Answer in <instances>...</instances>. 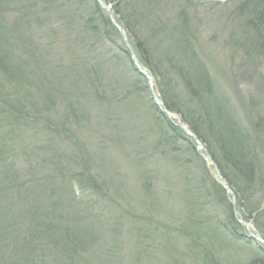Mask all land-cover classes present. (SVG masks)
<instances>
[{
  "label": "trees",
  "instance_id": "1",
  "mask_svg": "<svg viewBox=\"0 0 264 264\" xmlns=\"http://www.w3.org/2000/svg\"><path fill=\"white\" fill-rule=\"evenodd\" d=\"M102 1L111 5L116 22L126 30L131 50L140 67L155 80L167 110L180 114L203 145L233 192L237 208L243 207L249 215L258 214L260 209L254 200L264 184V162L258 153L261 147L264 156V141L258 148L259 139H264V84L259 83L256 88L262 98L251 90L241 97L234 88V111L216 95L207 67L197 57L192 40V44L188 40V17L181 18L180 26L172 28L166 22L154 21L160 18V12L163 14L161 3L168 0L134 3L133 21L121 12L123 2L130 0ZM257 3L250 12H242L250 15L248 25H254L244 33L246 38L264 23V0ZM148 22L151 34L140 37L139 28ZM170 35L175 42L161 52L149 43L152 38L160 40ZM261 47L254 43L247 51L260 49L264 55ZM154 50L159 55L156 59ZM119 61L133 69L132 86L144 85L123 45L122 34L95 0H0V264H67L90 243L88 231L94 230V225L84 213L87 208L76 201L72 180H66L53 153L47 157L40 153L46 148L25 151L30 138L16 128L20 122L36 119L32 115L41 118L39 107L51 111L61 105L69 118L79 122L85 119L81 102L90 96L100 105H119L125 99H120L118 92L129 89L128 84L122 76H103L117 68ZM174 82L180 83L187 95L185 111L178 107L182 102L174 96ZM172 97L179 102L175 106ZM240 114L243 123L238 120ZM29 127L34 126L30 123ZM166 127L173 143L183 136L177 126ZM189 152L199 160L193 148ZM50 158L55 164H48ZM210 172L202 162L200 173L193 172L192 179H187L195 185L185 197L187 209L196 215L203 211L202 201L207 206H219L226 217L221 218L216 209L218 223H232L234 229H240L233 220L230 196ZM96 189L99 190L97 185ZM133 218L141 219L143 229H152L153 221L138 215ZM200 218L191 216L188 220L192 230H203ZM242 219L248 220L245 216ZM192 221H198L197 228ZM234 236L243 237L239 232ZM188 237L194 241L193 236ZM208 246L199 247L205 250ZM94 255L89 254L87 260H93ZM79 259V263H86L84 258Z\"/></svg>",
  "mask_w": 264,
  "mask_h": 264
},
{
  "label": "rangeland",
  "instance_id": "2",
  "mask_svg": "<svg viewBox=\"0 0 264 264\" xmlns=\"http://www.w3.org/2000/svg\"><path fill=\"white\" fill-rule=\"evenodd\" d=\"M149 1L123 2L122 15L127 19L130 16L133 21L134 3L145 5ZM257 2L168 0L161 3L163 14L160 12V18L154 19L166 22L172 28L180 26L181 18L188 17L191 32L188 40L191 44L193 42L197 57L207 67L216 95L234 111H237L232 96L234 88L241 97L249 90L258 98L263 96L256 91L259 83L264 84L263 50H247L254 47V43L257 47H264V23L257 32L247 33L246 38L244 33L249 32L254 25H248L250 15L242 13L250 12ZM108 6L110 9L111 5ZM110 10L116 22L114 11ZM150 22L143 24L144 28H139L140 37L146 38L148 32L151 34ZM159 27L160 24L158 30ZM52 30L55 28L52 27ZM124 33L126 43L131 48L126 30ZM152 39L149 43L159 48L158 52L175 42L171 35L160 40ZM122 42L127 49L123 38ZM234 49L237 51L232 52ZM158 52L153 51L155 59L159 56ZM119 62L111 73L103 75L104 78L122 76L125 84H128L129 89L118 92V97L125 99L119 105H100L90 96L87 101L81 102L85 119L79 122L73 117L69 118L67 109L61 105L51 111L39 107L41 118L32 115L36 119L20 122L16 128L30 138L27 139L25 151L36 147L46 148L40 151L43 156L53 153L57 157L66 180H72L71 189L76 201L87 208L84 213H88L87 220L94 225V230L88 231L90 243L85 246V250L77 251V256L72 257L73 264H83L79 263L82 262L79 257L84 258V264H264L262 244L248 238L244 227L234 229L232 223H218L214 212L216 209L221 218L226 217L221 207L207 206L202 201L203 211L200 214L189 212L185 201L187 192L195 185H190L187 179H192L193 172L200 173L202 162H205L211 176L220 184L218 176L213 166L204 159L203 150L197 148L196 143L182 132L177 122L158 112L150 98L146 81L141 78L143 87L132 86L135 75L133 69L126 62ZM173 87L174 96L182 103L175 102L176 99L172 97V104L175 106L179 103L178 107L181 106V110L185 111L183 108L188 107L187 95L180 83L174 82ZM151 90L157 99L162 100L153 78ZM172 114L180 117L185 125L180 114ZM238 120L243 123L241 114ZM30 123L34 127H29ZM169 124L177 126L183 134L176 143L168 138L170 130L166 125ZM185 128L189 130L187 125ZM260 141L264 139H259L258 148ZM189 148L197 152L199 160L189 152ZM258 153L260 161L264 162L261 147ZM51 159L48 164H55ZM259 188L262 192L255 198L254 205L259 207L260 213L249 215L243 207L234 206L232 216L234 221L245 216L250 232L259 235L264 242V184ZM133 215L153 221L152 229H143L141 219H135ZM191 216L201 217L203 230L199 232L191 229L193 225L188 222ZM191 223H197L194 225L197 228L198 221ZM236 232L243 237L236 238ZM188 235L193 236L195 242ZM208 236L215 238L209 240ZM200 245L210 246L203 250ZM92 253H95L93 260H87V256ZM69 260L67 264L72 263L71 258Z\"/></svg>",
  "mask_w": 264,
  "mask_h": 264
},
{
  "label": "water",
  "instance_id": "3",
  "mask_svg": "<svg viewBox=\"0 0 264 264\" xmlns=\"http://www.w3.org/2000/svg\"><path fill=\"white\" fill-rule=\"evenodd\" d=\"M95 2L100 5L102 8H104L106 14L108 15L112 25L117 28L122 34L124 33V30L122 28V25L121 24H117L112 15H111V11L109 9L108 6H106L105 4H103L100 0H95ZM125 34V33H124ZM122 35L123 36V40L125 42V45L127 46V49L129 50L130 52V56H131V61L133 63V65L135 66L136 70H137V73L146 81V84L149 88V94H150V98L153 102V105L157 108L158 112L169 118V119H172L174 120L175 122H177V124L179 125V127L181 128L182 132H184L185 135H187L188 137H190L197 145V148L199 149H202L203 150V153H204V159L211 164V166H213L214 168V171L216 173V175L218 176V179H219V183L221 185V187L225 190V192L229 195H231V206L234 208L235 206V203H234V196L232 195L231 193V190L229 189L227 183L225 182V180L223 179V177L221 176V174L218 172V169L216 167V165L213 163V161L211 160L210 156L207 154L206 150L204 149L203 146H201V144L199 143V141L196 139L195 135L189 131L187 128H185V125L181 122L180 120V117H177L175 115H173L172 113H170L167 108L164 106L162 100L160 99H157L153 93V91L151 90V77L149 76V74L144 71L143 69L140 68L139 66V63L135 57V55L133 54V52L131 51V49L129 48V46L127 45L126 43V37L125 35ZM236 222L238 224H240L241 226H243L247 232H248V238L252 239L253 241L257 242V243H261L262 246H263V251H264V242L261 240V238L258 236V235H255L253 233L250 232L249 230V226L246 222H244L243 220H241L240 218H236L235 219Z\"/></svg>",
  "mask_w": 264,
  "mask_h": 264
},
{
  "label": "bare ground",
  "instance_id": "4",
  "mask_svg": "<svg viewBox=\"0 0 264 264\" xmlns=\"http://www.w3.org/2000/svg\"><path fill=\"white\" fill-rule=\"evenodd\" d=\"M165 106V105H164ZM230 189V188H229ZM224 190V189H223ZM231 190V189H230ZM225 191V190H224ZM226 193V192H225ZM232 195L234 196L233 192L231 191ZM227 194V193H226ZM228 196H230V203H231V195L227 194ZM234 203H235V196H234ZM236 206V205H235ZM243 220V219H241ZM244 222H246L245 220H243ZM239 226H241L240 224H238ZM243 227V226H242ZM259 236V235H258ZM260 237V236H259ZM261 238V237H260ZM262 240V239H261ZM259 244V243H258Z\"/></svg>",
  "mask_w": 264,
  "mask_h": 264
}]
</instances>
